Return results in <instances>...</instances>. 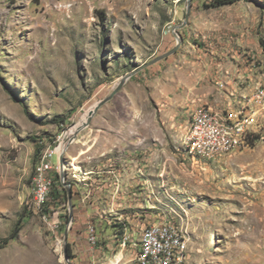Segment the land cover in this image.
I'll use <instances>...</instances> for the list:
<instances>
[{
	"label": "rangeland",
	"instance_id": "obj_1",
	"mask_svg": "<svg viewBox=\"0 0 264 264\" xmlns=\"http://www.w3.org/2000/svg\"><path fill=\"white\" fill-rule=\"evenodd\" d=\"M211 3L0 0V244L20 229L0 264H69L66 248L72 264H137L143 230L165 223L187 238L184 264H264V0ZM179 44L101 108L62 168L54 156L53 232L32 204L42 156ZM260 86L259 108L237 107ZM198 106L243 110L254 145L196 157L185 138Z\"/></svg>",
	"mask_w": 264,
	"mask_h": 264
},
{
	"label": "bare ground",
	"instance_id": "obj_2",
	"mask_svg": "<svg viewBox=\"0 0 264 264\" xmlns=\"http://www.w3.org/2000/svg\"><path fill=\"white\" fill-rule=\"evenodd\" d=\"M206 112V118H212L215 121V124L205 123L202 124L201 114ZM88 115L84 120H82L79 124L72 127L69 131V135L73 136L74 133L89 119ZM239 124V127L236 125ZM254 124L251 116L245 114L243 110L239 111L237 114L225 115L224 113H220L212 110L211 108L199 107L197 110L193 112L190 119V128L185 138V143L191 152L196 155V157L204 158L206 160H216L219 157L225 156L231 152V148H222L221 145H214V148H209V146H196L192 147V142L195 139L196 134V126L202 125L203 135L210 134H219L220 138L224 141H227L233 145V147H240L239 150L249 146V140L254 135L255 125L251 127L247 132V126ZM217 125V126H215ZM66 144L63 143L58 147L56 151V155L59 154L61 156L62 151H64ZM189 150V151H190ZM60 151V153H59ZM53 150L47 151L41 158L37 168L36 174V185L38 188V184L40 182V178L43 175V167L47 163L49 159L50 153ZM215 152H219L215 154ZM37 194V191H36ZM36 210L41 214L43 220L50 224L49 215L46 213L43 207L39 206V204H35ZM162 224H155L149 227H146L141 236V248L138 254V262L146 260V250L144 249V241L153 232V227H160ZM163 225H171V224H163ZM174 238V244L172 253H163L166 249V246L169 244V241ZM187 239V238H186ZM184 238L181 230L178 229L176 225L171 227H162L157 229V234H153L152 236V245H151V260L146 264H174V259L177 261L175 264H184L187 257V240Z\"/></svg>",
	"mask_w": 264,
	"mask_h": 264
},
{
	"label": "built area",
	"instance_id": "obj_3",
	"mask_svg": "<svg viewBox=\"0 0 264 264\" xmlns=\"http://www.w3.org/2000/svg\"><path fill=\"white\" fill-rule=\"evenodd\" d=\"M261 88H262V86L257 87L256 90H254L253 95L246 97L247 103L262 100V99H260ZM201 118H202V124H205V123L215 124V121L212 118H206V112L201 114ZM253 125L254 124L247 126V131H244V132H247V135H248V130H250ZM215 126H217V125H215ZM236 127H239V124L236 125L235 128ZM68 135H69V133H67V132L62 134V137L58 141V143H59L58 147L61 146L63 143H65ZM191 145L194 148L196 146H209V148H214V145H221V149L222 148H231V150L233 152H236L237 150L240 149V147H233V145L231 143L222 140L220 138L219 134L203 135L202 125L196 126L195 139ZM248 145H250V144H248ZM58 147L55 148L52 153H50L49 159L43 167V175L40 178V182L38 184L37 194H34V196L32 197V204H39V206L43 207L45 211H46V204L49 202V199H50V190H51V187L53 184V179L51 178L52 171H54V166H53L52 160H53L54 156L56 155V151H57ZM217 153H219V152H215V154H217ZM55 214L57 215V213H55ZM49 218H50V215H49ZM50 225H52V231L53 232H55L56 229L59 227L58 221H56L55 219L50 221ZM172 226H173V223L171 225H163L162 224L160 227H153V232L150 233V235L144 241V249L146 250V260L145 261H139L137 264H146L151 260L152 236H153V234H157V229L162 228V227H171L172 228ZM91 235H92L91 239L95 243L96 237L94 235V230H92ZM173 244H174V238H172V240L169 241V244L166 246V249L163 251L162 255L164 253H172ZM176 262L177 261H175V259H174V264Z\"/></svg>",
	"mask_w": 264,
	"mask_h": 264
},
{
	"label": "water",
	"instance_id": "obj_4",
	"mask_svg": "<svg viewBox=\"0 0 264 264\" xmlns=\"http://www.w3.org/2000/svg\"><path fill=\"white\" fill-rule=\"evenodd\" d=\"M191 14H192V3L191 1L189 2V5H188V10H187V16H186V22L181 26V28L187 26L188 24V21L191 17ZM178 28L175 29V31L177 32ZM176 36L178 38L179 35L176 34ZM180 47V44L174 49L172 50L171 52H168L167 54L163 55V56H160L159 58L153 60L152 62H150L149 64H147L146 66H144L143 68H140L138 70H136L134 73H132L130 76H128L127 78H125L124 80H122V82L118 85V87L114 90V92L109 96L107 97L106 99L100 101L99 103L96 104V106L94 107V109L90 112V116H89V119L86 123H84L75 133L73 136L69 135L65 141V148H64V151H62L61 153V158H60V163H61V168L63 166V163H64V156L67 152V150L69 149V147L77 140L79 134L85 130L86 128L89 127L90 125V122L91 120L93 119V117L101 110V108L103 106H105L106 104H108L110 101H112L114 99V97L124 88L125 84L127 83V81L132 78L136 73H138L139 71H141L142 69H145L153 64H156L168 57H170L171 55H173ZM68 188V196H69V202L70 204L72 203V192H71V189L70 187H67ZM72 217V216H71ZM68 234H69V231L67 230L66 232V236H65V239L67 240L68 239ZM65 256H66V259L67 261L69 262V264H72L70 262V259L68 257V250L67 248L65 249Z\"/></svg>",
	"mask_w": 264,
	"mask_h": 264
},
{
	"label": "crops",
	"instance_id": "obj_5",
	"mask_svg": "<svg viewBox=\"0 0 264 264\" xmlns=\"http://www.w3.org/2000/svg\"><path fill=\"white\" fill-rule=\"evenodd\" d=\"M226 72H227V71H226ZM226 72H225V73H226ZM228 73H229V75H230V72H227L226 75H227ZM231 77L235 78V76H230V78H231ZM225 78H227V77L225 76ZM235 81H236V80H235ZM237 81H240V80H237ZM240 83H241V86H242V85H243V82L241 81ZM215 84L218 85V82L215 81ZM229 85L233 88V90L236 89V88L233 86V84L230 83V81H229V83H227V86H229ZM217 88H218L219 90H221L218 86H217ZM237 88H239V87H237ZM240 88H241V87H240ZM237 90H240V89H237ZM252 91H253V90H251V92H252ZM221 92L224 93V91H221ZM235 92H236V91H235ZM251 92L247 93V92H244V91H243V95L239 94V97H238L237 95H235L236 99H237V98H238V99L241 98L240 101L237 100V105H238L237 107H238V108H241L242 106H245V105L248 104V103H247V98H246V97H247V96H250V93H251ZM223 93H222V95H223V99H225V103H223V104H224L225 106L222 107V108H226V107L228 106L227 103H228L229 100H228V96L225 95V94H223ZM248 94H249V95H248ZM211 103H212L211 101H210V103L208 102V105L210 104V107L215 108V109H216V108H218V109H222L219 105L211 106ZM250 103H251V105L254 104L257 108L260 107V105H259L258 102H250ZM206 104H207V102H206ZM202 105H204V104L202 103V104L199 105V106H202ZM241 105H242V106H241ZM199 106H198V107H199ZM198 107H197V108H198Z\"/></svg>",
	"mask_w": 264,
	"mask_h": 264
},
{
	"label": "trees",
	"instance_id": "obj_6",
	"mask_svg": "<svg viewBox=\"0 0 264 264\" xmlns=\"http://www.w3.org/2000/svg\"><path fill=\"white\" fill-rule=\"evenodd\" d=\"M238 1L240 0H212V3L208 6L209 8H219V7H224V6H227V5H232V4H235L237 3ZM255 138H256V135L254 136V138L252 137V139L250 138L249 142L250 144L253 146L254 145V141H255ZM42 150V147L38 148V151H37V155L40 154ZM39 157V156H38ZM63 193H66V190H63ZM59 194V193H58ZM66 195V194H65ZM49 215V214H48ZM149 227V226H148ZM19 231L20 229H17L14 231V233L12 234L11 238L5 240L2 244H0V250L1 249H4L8 244L9 242L12 240V239H16L18 238L19 236Z\"/></svg>",
	"mask_w": 264,
	"mask_h": 264
}]
</instances>
